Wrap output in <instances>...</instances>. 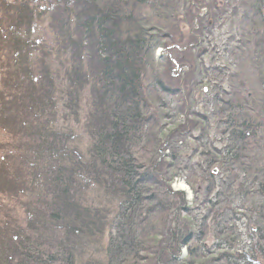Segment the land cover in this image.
Wrapping results in <instances>:
<instances>
[{"label": "trees", "instance_id": "obj_1", "mask_svg": "<svg viewBox=\"0 0 264 264\" xmlns=\"http://www.w3.org/2000/svg\"><path fill=\"white\" fill-rule=\"evenodd\" d=\"M27 1L32 0H15L13 21L7 20V13L0 20V46L7 54L2 60L5 64L0 65V109L8 119L18 116L23 122L19 127L25 146L17 155H21L30 174L16 176L29 186V179L31 184L35 170L40 168L48 180V193L31 207L40 203L49 226L58 228V243L48 240V231L35 226L24 229L18 224L19 232L3 244L7 245L5 249L0 245V264H76L83 249L91 251L84 264H264V0H240V14L235 8L237 0H225L227 7H232L231 16L237 19L241 49L250 54V59L245 65L237 64V72L228 83L230 98L215 100L221 108L216 114L214 109L211 112L225 123L229 140L223 151L211 149L213 155L202 154V166L184 163L169 144V154L164 156L167 148L152 116L157 112L159 120L167 117L162 108H153L160 104L155 94L173 93L161 81V63L154 59V51L164 48L162 41L171 40L172 34L193 18L187 17L179 2L33 1L57 17L51 22H55L56 33L65 36L61 49L71 62L61 97L66 115H78L81 93L85 88L90 90L85 125L91 142L90 158L83 161L75 158V150L70 151L71 159L63 151L64 135L56 138L48 124L41 122L53 115L54 102L51 79L43 74L45 79L33 84L24 55L33 47L28 34L33 18L42 17L34 14V6L27 7ZM71 26L74 36L69 34ZM24 29L27 35H23ZM204 30L201 27L196 31L199 36L194 44L196 39L203 40ZM255 40L253 52L250 44ZM252 54L261 63L251 60ZM85 65L90 69L88 75L80 73ZM198 117L208 124V119ZM3 126L0 122V131H5ZM9 148L0 146V165L8 164L18 149ZM44 156L48 160L42 163ZM60 159H66V163ZM211 167H220L228 177L217 182L215 175L208 174ZM180 173L187 174L193 204L206 209L199 220L194 219L184 195L170 189ZM196 178L208 184L200 200ZM91 183L98 186L104 199L116 203L113 216L80 206L77 195L81 199ZM217 183L223 186L222 193L215 191ZM21 185L12 196L20 204L26 193L25 184ZM232 189L241 203L238 209L228 206L214 213V207L223 204L219 199ZM13 192L14 188L7 194L0 190V202L5 194ZM239 210L245 212L249 227L244 244L230 227ZM208 225L216 239L211 246L202 243ZM182 249L186 251L183 258Z\"/></svg>", "mask_w": 264, "mask_h": 264}, {"label": "rangeland", "instance_id": "obj_2", "mask_svg": "<svg viewBox=\"0 0 264 264\" xmlns=\"http://www.w3.org/2000/svg\"><path fill=\"white\" fill-rule=\"evenodd\" d=\"M33 1H27V7L34 6L33 8L31 7L34 14L37 12L42 17L38 19L33 18L35 22L31 23L28 33L30 45L33 44V47L28 51L29 53H27V49L24 55L27 54L26 59L31 67V73H33V84L37 80H44L43 74L46 75V78L51 79L50 84L52 89L50 93L54 102L53 115H49L44 120H41V122L48 124V130L51 128L50 132L56 138H61L62 136L60 137V135H64L63 151H66L71 159L73 158L71 150H75V158L87 161L90 158L89 147L91 142L85 125L90 111L86 106L87 99L90 100V90L89 88H85L81 93V109L78 108V115L72 117L68 114L66 115L61 97L62 91L66 87L64 76L70 70L71 62L66 51L61 49L64 46L65 36L58 35L55 30V22H51L52 19L57 17H52L51 11L47 13L42 4L40 6ZM237 1L238 3L236 2L235 8H237L240 14L242 12L239 4L240 0ZM14 2L15 0H0V20L7 13L10 14L7 20L13 21L11 18L16 9L15 5L13 7ZM173 2H179L178 6L182 7V10L184 9L187 17L189 15L193 18L192 20L188 18L187 25L180 27V31L175 35L172 34L173 37L169 38L171 40L162 41L163 46H165L164 48H158L154 51V59L161 63L158 65L161 81L173 93L172 95L155 94L154 97L160 104L158 105L157 103L153 108L155 110L158 107L159 109L162 108L161 111L167 117L159 120L156 111H154L156 115L152 113V116L158 124V129H160L163 147L167 148L164 151V156L169 154L167 150L170 146L174 151L179 153L178 156L184 163L190 161L192 165L198 164L202 166L204 163L203 157H201L202 154L211 153L213 155L212 153L214 152L212 150L217 153L223 151L229 140L228 136L225 135V130H227L224 125L225 123L221 121V118L219 119L218 115H213L211 111L214 109V113L216 114L217 109L221 108L216 103L217 99L227 101L230 98L228 84L231 82L230 78L233 74H236L237 64L241 63L245 65L248 59H250V54L246 55L241 49L242 40L240 39L237 27V19L231 16L232 7L230 5L227 7L225 0H174ZM201 27L205 29L204 35H201L204 38L201 42L199 39H196L198 41L194 44L193 41L199 36L195 33ZM22 33L23 35H27L26 29ZM71 33H74L73 26L70 27L69 34ZM256 41H252L250 44L251 51L253 52H255L253 49ZM188 43L190 44L187 45ZM4 55L7 54L0 46V62L4 59ZM251 60H257L258 63H261V59L258 60L257 55L252 54ZM3 64L5 62L3 63L2 61L0 65ZM89 71L90 69L86 65L80 68V73L83 75H88ZM150 103L152 106L154 105L151 100ZM18 106L16 104V107ZM176 111H180L181 116H177ZM198 116L208 119V124L205 125L206 122L202 123ZM8 117L0 109V122L4 125L3 127H6L5 131H0V146H10V150L18 149L15 150L10 161L7 162L8 164L0 165V190L7 194L9 190L14 188V192L9 196L5 194V197H2L0 202V239H2L0 245L6 244L16 231L19 232V226L21 228L25 227L24 229H28L29 226H35L40 231H48V240H55L54 242L58 243V228L49 226V221L43 217V207L40 203L36 207H31L33 202H39L38 200H41L48 193V180L43 177V173L40 172L41 169L35 170L36 173L34 172L35 177L32 183L30 184V179L28 181L29 186L26 185L23 179H20V182L18 181L19 178H24L25 174L27 176L30 174L27 168L25 169V162H23L21 155H17L21 153L22 148L25 146L23 142L24 137L20 134L22 127H19L20 123L23 122L18 120V116L15 118L11 116L10 119ZM11 123L16 124L15 127ZM175 134L176 136L174 137ZM8 158L9 156H7ZM42 159V163L48 160L45 156ZM59 162L65 164L66 159H60ZM37 163L42 165L40 162ZM208 172V174L216 176L217 182L221 179L225 180L228 177L222 172L220 167H211ZM186 176L187 174L180 173L179 177L172 181L170 189L174 193L184 195L187 207L194 211L193 215L196 216L194 219L199 220V217L205 216L206 209L201 207L199 203L193 204V194L186 183L188 181ZM76 183L80 184V182ZM81 183L85 187V183ZM195 183V190L198 192L200 200L201 193L208 184L205 182V179L202 181L199 178L195 179ZM21 184H25L23 186L26 193L25 197H23L25 198L23 199V203L20 204L12 196L19 191L17 188L22 186ZM180 184H183L185 187L182 191L176 189V186ZM218 184L215 185V191L221 192L220 186H223ZM211 187L214 188V186ZM233 191L232 189L225 195L223 194L226 199L224 197L219 199V201L223 199V204L216 208L214 207V213L222 211L228 206L238 209L241 203L237 200ZM101 193L102 191L98 189V186H93V183H91L90 187L84 189L82 192L81 199L79 198V194L77 195V199L82 208L106 211L107 215L111 217L117 211V205L112 200L108 199V201L104 199ZM29 195L31 197L27 198ZM244 216L245 212L243 210L237 211L236 215L232 217L234 222L230 224V227L232 226L234 230V237L238 236L243 244L249 235L248 222ZM34 221L35 223H33ZM210 225H208V234H206L202 241L206 246H211L216 241L215 237L211 234ZM3 246L2 250L7 245ZM90 252V249H83V254L78 256L82 261L79 259L76 264H84ZM185 255L186 251L182 249L180 252L181 258L185 257Z\"/></svg>", "mask_w": 264, "mask_h": 264}, {"label": "bare ground", "instance_id": "obj_3", "mask_svg": "<svg viewBox=\"0 0 264 264\" xmlns=\"http://www.w3.org/2000/svg\"><path fill=\"white\" fill-rule=\"evenodd\" d=\"M176 189H177L178 191H182V190L185 189V187H184L183 184H180V185L176 186Z\"/></svg>", "mask_w": 264, "mask_h": 264}]
</instances>
